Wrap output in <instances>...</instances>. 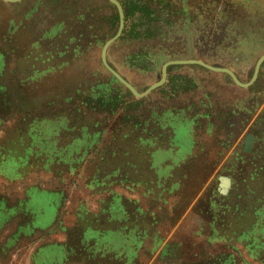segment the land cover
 <instances>
[{
  "label": "rangeland",
  "instance_id": "374dc122",
  "mask_svg": "<svg viewBox=\"0 0 264 264\" xmlns=\"http://www.w3.org/2000/svg\"><path fill=\"white\" fill-rule=\"evenodd\" d=\"M115 1L105 59L144 97L103 66L110 0H0V264H261L264 61L162 68L247 85L264 0Z\"/></svg>",
  "mask_w": 264,
  "mask_h": 264
},
{
  "label": "water",
  "instance_id": "95a60500",
  "mask_svg": "<svg viewBox=\"0 0 264 264\" xmlns=\"http://www.w3.org/2000/svg\"><path fill=\"white\" fill-rule=\"evenodd\" d=\"M4 2H10V3H16L18 2L19 0H2ZM113 4L116 5L117 9H118V14H119V29L117 31V33L112 37L110 38L107 42H105L103 48H102V63H103V66L117 79L119 80L124 86H126L133 94H135L137 97H144L146 96L147 94H149L156 86H158L159 83H156V84H153L151 85L149 88H147L142 94H138L135 89L129 85L117 72H115L111 67L110 65L107 63L106 59H105V53H106V50L108 48V46L112 43H114L120 36L121 34V31H122V28H123V24H124V15H123V11H122V8L120 7V5L115 1V0H110ZM264 61V54L259 58V60L257 61L256 65H255V69H254V74H253V77L250 81V83H248L247 85H243L241 83L238 82V80L236 79V77L234 76V74L227 70V69H216L214 67H211L205 63H202V62H194V61H170V62H167L163 65V75L165 76V73H166V68L170 65H182V64H199L200 66L208 69V70H211V71H215V72H223V73H226L228 74L233 80L234 82L239 85L240 87H248L249 85H251L253 83V81L256 79L257 77V73H258V70H259V67L261 65V63ZM252 141V136L249 137L247 143H246V150H249L250 149V143ZM221 180V184H222V181L226 182L225 183V187L223 188L222 187V190H220V192L222 194L226 193L227 191V188L229 187L230 185V180L227 179V178H220Z\"/></svg>",
  "mask_w": 264,
  "mask_h": 264
},
{
  "label": "flooded vegetation",
  "instance_id": "af4514ba",
  "mask_svg": "<svg viewBox=\"0 0 264 264\" xmlns=\"http://www.w3.org/2000/svg\"><path fill=\"white\" fill-rule=\"evenodd\" d=\"M167 63V62H166ZM253 74H254V72H253ZM258 74V73H257ZM252 77H253V75H252ZM252 77H251V79H252ZM258 77V76H257ZM257 77H256V79H257ZM251 79H250V81H251ZM256 79L254 80V81H256ZM250 81L248 82V83H250ZM254 81H253V83H254ZM252 83V84H253ZM250 86V85H249ZM250 136H252V141H251V143H250V149L249 150H246V143H247V141H248V139H249V137ZM258 147H259V142H257V140H256V137H255V135L253 134V133H248L245 137H244V141H243V147H242V149H243V152L245 153V155L246 156H244V160L245 161H249V164L247 165L248 166V168H251V169H253V168H255L254 166H256L257 164H258V162L261 160L260 158H263L264 156H256V154H257V151H258ZM246 163V162H245ZM227 178V179H229L230 180V185H229V187L227 188V191H226V193H224V194H222L221 192H220V190H222V184H221V180H220V178ZM218 180H219V184H218V192L221 194V195H231V193H230V190H231V187H232V179L229 177V176H219L218 177ZM238 198H242V197H244V193L242 194V193H240L238 196H237ZM240 214V213H239ZM239 214H237V215H239Z\"/></svg>",
  "mask_w": 264,
  "mask_h": 264
},
{
  "label": "trees",
  "instance_id": "16d2710c",
  "mask_svg": "<svg viewBox=\"0 0 264 264\" xmlns=\"http://www.w3.org/2000/svg\"><path fill=\"white\" fill-rule=\"evenodd\" d=\"M142 16L145 17L147 15V7L146 6H143L142 7ZM262 253V257H260L261 259H259L261 261V264H264V252H261ZM227 260V258L225 259H217V263L216 264H223L225 261ZM237 260L235 258H229V263L226 262V264H237Z\"/></svg>",
  "mask_w": 264,
  "mask_h": 264
},
{
  "label": "bare ground",
  "instance_id": "6f19581e",
  "mask_svg": "<svg viewBox=\"0 0 264 264\" xmlns=\"http://www.w3.org/2000/svg\"><path fill=\"white\" fill-rule=\"evenodd\" d=\"M225 183H226V182L222 181V185H221V186H222L223 188L225 187Z\"/></svg>",
  "mask_w": 264,
  "mask_h": 264
}]
</instances>
